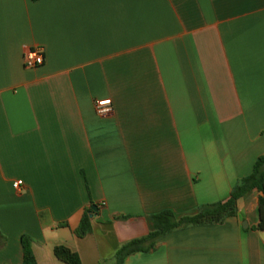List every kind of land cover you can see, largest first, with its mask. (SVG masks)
Wrapping results in <instances>:
<instances>
[{"label":"crops","instance_id":"obj_1","mask_svg":"<svg viewBox=\"0 0 264 264\" xmlns=\"http://www.w3.org/2000/svg\"><path fill=\"white\" fill-rule=\"evenodd\" d=\"M260 157L264 0H0V264L24 235L38 264H66L58 245L117 264L155 214L226 202ZM260 195L123 264H264Z\"/></svg>","mask_w":264,"mask_h":264},{"label":"trees","instance_id":"obj_2","mask_svg":"<svg viewBox=\"0 0 264 264\" xmlns=\"http://www.w3.org/2000/svg\"><path fill=\"white\" fill-rule=\"evenodd\" d=\"M255 190L261 194L259 197V222L255 229L264 231V157H260L254 166L253 172L240 180L226 202L205 205L201 207L196 215L179 219L171 210H165L155 214L153 216L155 230L146 237L135 239L124 244L116 253L117 264H123L129 256L135 253L153 250L162 237L175 229L189 225L198 226L222 223L227 218L236 216L238 202ZM91 232L92 223L90 211L87 210L75 234L83 238ZM21 241L23 246L22 264H38L33 251L32 238L24 235ZM54 255L58 260L66 264H82L79 254L65 245L56 246L54 248Z\"/></svg>","mask_w":264,"mask_h":264},{"label":"built area","instance_id":"obj_3","mask_svg":"<svg viewBox=\"0 0 264 264\" xmlns=\"http://www.w3.org/2000/svg\"><path fill=\"white\" fill-rule=\"evenodd\" d=\"M45 57L39 49H28L24 54V63L27 68H35L44 64ZM109 101H102L97 104L98 113H106L111 111L109 108ZM15 188H18V184H14Z\"/></svg>","mask_w":264,"mask_h":264},{"label":"water","instance_id":"obj_4","mask_svg":"<svg viewBox=\"0 0 264 264\" xmlns=\"http://www.w3.org/2000/svg\"><path fill=\"white\" fill-rule=\"evenodd\" d=\"M97 211H98V208L96 206H92L91 212L97 213ZM92 217H93V214H90V218H92Z\"/></svg>","mask_w":264,"mask_h":264}]
</instances>
